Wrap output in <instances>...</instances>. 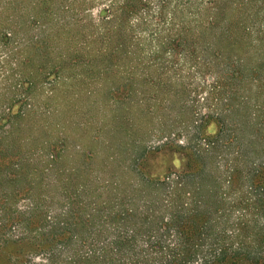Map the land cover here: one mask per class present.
Returning <instances> with one entry per match:
<instances>
[{
    "label": "trees",
    "instance_id": "trees-1",
    "mask_svg": "<svg viewBox=\"0 0 264 264\" xmlns=\"http://www.w3.org/2000/svg\"><path fill=\"white\" fill-rule=\"evenodd\" d=\"M0 65V264H264V0H0Z\"/></svg>",
    "mask_w": 264,
    "mask_h": 264
},
{
    "label": "rangeland",
    "instance_id": "rangeland-1",
    "mask_svg": "<svg viewBox=\"0 0 264 264\" xmlns=\"http://www.w3.org/2000/svg\"><path fill=\"white\" fill-rule=\"evenodd\" d=\"M101 8L102 6H94V9L92 11H86L82 15H87L92 19H96L97 13ZM0 67H2V65H0ZM1 76L2 71L0 68V87H2L3 85ZM43 91L45 94V92H47V89L45 90V87H40V89H38V94H43ZM118 109L123 113L125 112L124 109H129V107L119 105ZM201 110L204 111V109ZM130 125L131 122L128 121L124 124L120 123V128L117 131L118 145H120L123 141L127 142L128 138L127 135L124 134V132L126 127H129ZM214 131V126H211L208 129L209 133H213ZM147 141V145H153L156 143V140L154 138H150ZM180 162V158L175 155L161 157L152 164V169L156 173H162L168 167L177 169L181 164ZM15 168L16 167L13 166H3L2 168H0V245L3 239L6 237L14 240L21 236L23 229L18 223V219L21 218L20 212H28L30 207L31 194H20V192H18L21 188V183L18 181L19 179L16 176L17 169ZM24 178L27 181V185L28 183H32V176Z\"/></svg>",
    "mask_w": 264,
    "mask_h": 264
}]
</instances>
